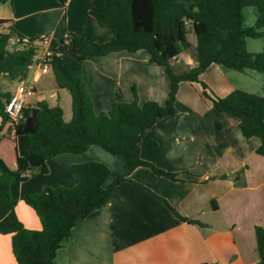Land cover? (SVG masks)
I'll use <instances>...</instances> for the list:
<instances>
[{"label": "crops", "instance_id": "0c3cea01", "mask_svg": "<svg viewBox=\"0 0 264 264\" xmlns=\"http://www.w3.org/2000/svg\"><path fill=\"white\" fill-rule=\"evenodd\" d=\"M92 3L93 0H6L0 2V17L9 22L0 30L13 27L12 44L18 34L29 39L42 35L59 39L66 32L99 42L109 40L111 29L89 13ZM246 11L250 18L245 25H251L257 10ZM244 21L243 14V24ZM193 45L171 62L174 72L195 63ZM246 45L250 51H262L264 36L247 38ZM54 50L62 53L63 48L58 45ZM148 58L144 49L85 58L82 77L94 110L108 111L117 100L130 101L132 85L139 104L148 99L164 104L169 92L168 76L164 67L149 63ZM178 64L181 68L174 70ZM47 73L53 75L51 70L38 75L34 69L28 77L36 78L37 83ZM0 77V90L13 91L16 82ZM200 79L218 96L233 89L264 96V73L257 70L239 71L211 63ZM40 99L38 95L36 101ZM175 108L173 116L159 118L145 131L139 143L140 156L176 172L183 180L157 176L144 166L134 168L129 179L112 188L106 204L72 228L57 249L53 264H260L254 232L255 225L264 227V156L255 151L260 140L255 136L245 138L237 118L214 110L211 102L201 96L198 83H179ZM204 123L206 130L202 128ZM3 130L0 160L13 171L15 212L28 228H39L40 222L21 196L45 186L75 185L77 179L69 171L71 164L104 162L110 169L108 183L126 169L123 157L91 145L79 154L63 153L48 159L46 173L34 167L23 180L16 171V157L26 150V138L12 130L6 135ZM171 207L202 224L181 220ZM0 264H17L8 234H0Z\"/></svg>", "mask_w": 264, "mask_h": 264}, {"label": "trees", "instance_id": "16d2710c", "mask_svg": "<svg viewBox=\"0 0 264 264\" xmlns=\"http://www.w3.org/2000/svg\"><path fill=\"white\" fill-rule=\"evenodd\" d=\"M246 6L257 10L252 25L243 24ZM89 13L99 24L111 29L109 40L94 41L71 32L51 39L53 48L58 45L63 48L48 64L57 86L66 88L70 94L71 118L65 121L59 105L49 106L45 100H39L24 109L16 123H9L4 103L10 92L0 90V133L7 126L8 132L12 130L15 135L26 138V150L16 157V171L23 180L34 167L46 173L48 159L63 153L79 154L91 145L123 157L126 169L108 183L110 169L104 162L91 160L71 164L69 171L77 179L75 185L45 186L38 192L21 196L40 222L39 228H28L15 212L17 200L11 192L13 171L0 160V234L10 236L17 264H53L57 249L70 236L72 228L106 204L112 188L129 179L134 168L144 166L157 176L183 180L176 172L143 159L139 146L145 131L159 118L176 113V91L180 82L198 83L201 96L211 102L214 110L237 118L245 138L255 136L260 140L255 151L264 156V96L243 89L218 96L200 79V74L211 63L264 73V50L250 51L246 45L247 38L264 36V0H93ZM8 22L0 17V27ZM7 29L0 30V76L17 83L29 75V65L40 49L39 37L29 39L18 34L16 43L10 46V31L14 29L11 25ZM188 29L195 35L196 61L176 73L171 62L182 50L192 46L186 36ZM140 49L148 52L149 63L164 67L169 79L165 103L148 99L139 104L135 85H132L130 101L117 100L108 111L96 112L82 77V61L89 56ZM216 127L221 128L220 123H216ZM171 209L181 220L202 224ZM254 232L260 264H264V227L255 225Z\"/></svg>", "mask_w": 264, "mask_h": 264}, {"label": "built area", "instance_id": "2783aa9c", "mask_svg": "<svg viewBox=\"0 0 264 264\" xmlns=\"http://www.w3.org/2000/svg\"><path fill=\"white\" fill-rule=\"evenodd\" d=\"M11 40V39H10ZM14 41L12 40L11 43ZM40 49L36 53L34 60L29 65L34 67L39 74L50 71L49 60L54 54H60L51 44V38L48 35H42L37 40ZM36 78H25L15 84L13 91L5 100L4 109L9 117V123H16L23 116V110L30 106L29 99L36 92Z\"/></svg>", "mask_w": 264, "mask_h": 264}, {"label": "rangeland", "instance_id": "374dc122", "mask_svg": "<svg viewBox=\"0 0 264 264\" xmlns=\"http://www.w3.org/2000/svg\"><path fill=\"white\" fill-rule=\"evenodd\" d=\"M247 9H256L254 6L246 7L243 11L245 21L244 25L248 24V19L250 18L249 13L246 11ZM253 24V23H252ZM251 24V25H252ZM187 39L190 41V43L194 44L195 42V35L192 29H188L186 33ZM12 45L10 41V46ZM181 52H188V49L182 50ZM180 52V53H181ZM194 64V63H192ZM191 64V65H192ZM190 65V66H191ZM181 65H175L173 67L174 70H179ZM189 66V67H190ZM35 68L30 67V71H33ZM1 77H0V83H1ZM5 81V80H4ZM7 81V80H6ZM36 92L35 94L29 99V103L35 104L37 96L40 95L42 99L45 100L49 106L59 105L63 110V119L65 121H68L71 118V98L68 90L66 88H59L55 82V79L51 73H47L45 75H42L41 78L36 83ZM37 90H42V92L38 93ZM207 124L204 123L202 125V128L206 130ZM3 132L8 135L7 128L3 130Z\"/></svg>", "mask_w": 264, "mask_h": 264}]
</instances>
